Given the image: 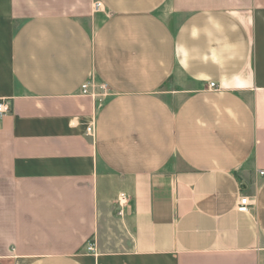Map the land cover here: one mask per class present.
I'll return each mask as SVG.
<instances>
[{
    "label": "crops",
    "instance_id": "1",
    "mask_svg": "<svg viewBox=\"0 0 264 264\" xmlns=\"http://www.w3.org/2000/svg\"><path fill=\"white\" fill-rule=\"evenodd\" d=\"M0 99V264H264V0H0Z\"/></svg>",
    "mask_w": 264,
    "mask_h": 264
},
{
    "label": "built area",
    "instance_id": "2",
    "mask_svg": "<svg viewBox=\"0 0 264 264\" xmlns=\"http://www.w3.org/2000/svg\"><path fill=\"white\" fill-rule=\"evenodd\" d=\"M101 6V3L96 1L95 2V7L99 8ZM96 85H94V83L90 80L85 81L82 85H81V92L84 94H91V95H100V96H106L108 94L105 84H101L100 85V89L101 92L98 93L94 90V87ZM216 83L215 82H210L209 83V87L210 88H216ZM11 110V103L8 100L5 99H0V118L3 117L6 113H8ZM87 131L92 134L93 133V126L89 125L87 127ZM263 173V171H261ZM128 199L126 196L121 195L120 197H118L117 200V205H118V213L119 215L123 214V207L124 205L127 203ZM251 207V201L250 198L248 196H241L238 204H237V210L238 211H242V212H246L250 209ZM86 250L90 251V252H95V247L94 244L91 241H88L86 243Z\"/></svg>",
    "mask_w": 264,
    "mask_h": 264
},
{
    "label": "rangeland",
    "instance_id": "3",
    "mask_svg": "<svg viewBox=\"0 0 264 264\" xmlns=\"http://www.w3.org/2000/svg\"><path fill=\"white\" fill-rule=\"evenodd\" d=\"M93 7H94V10H95V11L99 9V8H96V7H95V2H94V4H93Z\"/></svg>",
    "mask_w": 264,
    "mask_h": 264
}]
</instances>
